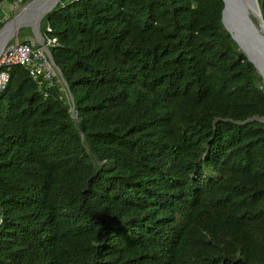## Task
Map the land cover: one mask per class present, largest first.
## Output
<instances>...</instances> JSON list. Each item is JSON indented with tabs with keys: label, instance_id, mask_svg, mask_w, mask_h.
I'll return each instance as SVG.
<instances>
[{
	"label": "trees",
	"instance_id": "16d2710c",
	"mask_svg": "<svg viewBox=\"0 0 264 264\" xmlns=\"http://www.w3.org/2000/svg\"><path fill=\"white\" fill-rule=\"evenodd\" d=\"M222 9L61 0L42 19L67 88L2 68L0 264H264V123H244L264 85Z\"/></svg>",
	"mask_w": 264,
	"mask_h": 264
},
{
	"label": "water",
	"instance_id": "95a60500",
	"mask_svg": "<svg viewBox=\"0 0 264 264\" xmlns=\"http://www.w3.org/2000/svg\"><path fill=\"white\" fill-rule=\"evenodd\" d=\"M44 1L33 0L29 2L12 19L4 23L0 29V54L21 28L29 27L34 37L42 44L39 23L61 0H51L52 2L49 4H41ZM221 1L223 3L221 21L224 30L245 55L247 61L253 65L264 85V21L260 16L257 0ZM55 69L66 89L60 71L56 66ZM71 116L74 117L73 110H71ZM253 121L264 123V117L252 118L244 123Z\"/></svg>",
	"mask_w": 264,
	"mask_h": 264
},
{
	"label": "built area",
	"instance_id": "2783aa9c",
	"mask_svg": "<svg viewBox=\"0 0 264 264\" xmlns=\"http://www.w3.org/2000/svg\"><path fill=\"white\" fill-rule=\"evenodd\" d=\"M21 0H0V13L7 3L11 9H16ZM6 18L0 19V22ZM51 33L50 28H46L42 36V44L39 42H23L7 45L0 54V92H2L9 80L8 72L2 68L10 66H22L27 70L31 80L39 89H51L54 87V79L60 83L58 73L52 62L49 48L57 45L55 38L47 37Z\"/></svg>",
	"mask_w": 264,
	"mask_h": 264
},
{
	"label": "rangeland",
	"instance_id": "374dc122",
	"mask_svg": "<svg viewBox=\"0 0 264 264\" xmlns=\"http://www.w3.org/2000/svg\"><path fill=\"white\" fill-rule=\"evenodd\" d=\"M51 2H52L51 0H45L41 4H49ZM23 7H21V4H20L18 6V8H16V9L13 10V9L10 8V3H7L5 5V7L3 8V11L1 12V18L0 19H4V18L8 19V17H10L11 15H13V17H14ZM253 21H254V19H253ZM41 22H42V20L39 23V28H40ZM41 37H42V35H41ZM30 41L39 42V40L36 39V37H34L31 29L29 27H26V28L19 29V31L15 34V36L11 39V41H9L8 45H10V44H17V43H23V42H30Z\"/></svg>",
	"mask_w": 264,
	"mask_h": 264
}]
</instances>
